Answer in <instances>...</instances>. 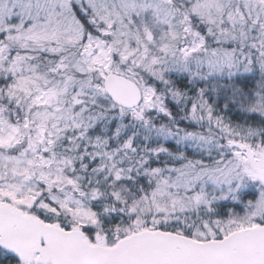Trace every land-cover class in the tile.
I'll list each match as a JSON object with an SVG mask.
<instances>
[{
  "label": "snow or ice",
  "instance_id": "obj_1",
  "mask_svg": "<svg viewBox=\"0 0 264 264\" xmlns=\"http://www.w3.org/2000/svg\"><path fill=\"white\" fill-rule=\"evenodd\" d=\"M0 264H264V0H0Z\"/></svg>",
  "mask_w": 264,
  "mask_h": 264
}]
</instances>
